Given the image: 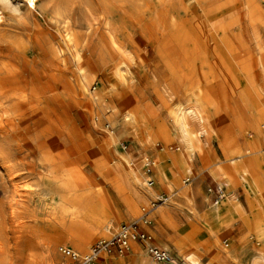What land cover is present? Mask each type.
Masks as SVG:
<instances>
[{
	"label": "rangeland",
	"instance_id": "rangeland-1",
	"mask_svg": "<svg viewBox=\"0 0 264 264\" xmlns=\"http://www.w3.org/2000/svg\"><path fill=\"white\" fill-rule=\"evenodd\" d=\"M263 67L264 0H0V264H67L60 246L79 242L83 250L76 251L88 252L159 198L155 208L164 205L146 227L153 244L159 238L210 264H247L264 246L238 221L224 235L221 228L215 252L207 213L218 200V179L209 169L227 162L220 130H237L239 116L260 118ZM182 96L201 97L214 127L208 141L199 134L203 148L192 152L185 170L169 156L157 160L162 146L170 155L180 146L171 112ZM158 122L172 139L148 147L145 139ZM244 129L238 142L254 134ZM254 155L264 162V149ZM147 159L153 193L146 183L126 180L125 161L148 177ZM234 192L247 209L242 190ZM124 199L137 208L130 219ZM140 244L132 241L113 264H162ZM133 252L149 263L131 262ZM107 257L102 253L92 264H107Z\"/></svg>",
	"mask_w": 264,
	"mask_h": 264
},
{
	"label": "bare ground",
	"instance_id": "bare-ground-1",
	"mask_svg": "<svg viewBox=\"0 0 264 264\" xmlns=\"http://www.w3.org/2000/svg\"><path fill=\"white\" fill-rule=\"evenodd\" d=\"M225 45H226L227 49H230L232 52H234L233 47H231V45L227 41L225 42ZM110 47L112 49H114L115 51H117V49H118V42L114 37H110ZM248 77H249V79H248L249 84L248 85L251 87L255 97L257 99L261 98V94L258 92V90L253 85L250 76H247V78ZM169 88L171 90L170 93L171 92L174 93L175 90L177 89L176 88L174 90L173 87H169ZM167 89L166 88L163 89V92L166 93V96H169L171 94L168 93ZM179 93H182V92H179ZM183 95H185V94H183ZM203 95H204V93H203ZM205 95H207V94H205ZM197 97L198 96L195 97L196 102L187 101L184 99L183 96H182V98H179L180 99L179 103L177 104V106L175 105L176 110L171 112V126H172V130H173V135H174V136H172V138L175 137V139L178 140V142L180 143V146L178 147L177 152L173 151V153H172V151H170L172 153L171 155L167 153L166 147L162 146L160 148L161 151L159 152V150H158L159 155H157V160L160 161V160L165 159L166 156H169V160H170L169 163L170 164H175L178 167L185 170L186 168H188L187 167L188 163H190L189 158H191L190 156H191L192 152H199L203 148V146H202L203 141L200 138V135L205 133L207 141L209 139H211V137L213 136L214 127L211 124V122L209 121V119L205 118V116H204L205 115L204 114V112H205L204 105L202 103L200 104L197 102V100L201 101V97H198V98ZM205 98H207V97H205ZM257 107H258V105H257ZM237 109H239V108H237ZM255 109H256L255 111H257V113L260 117V118H258V120H255L254 117L248 118L249 117L248 116L247 118H245L247 120V122L245 121L246 122L245 123L244 122L245 119L242 120V117L240 118V116H239L240 114H239L238 115L239 116L238 124H236V125H238L237 130L232 129L229 131V128H228V131H226V132L223 130H220L221 134H223V135L217 141L220 144L223 156L226 158L224 160H225V162L226 161L227 162L223 163L222 165L218 164L217 169L211 168L209 170L212 173V175L218 179V184L225 185V187H226L225 190L223 191V195L221 197H219L218 200H216L217 202L215 203V207H214V211L216 212V215L219 216L221 214L220 213L221 212V210H220L221 206L223 204L225 206L226 205L228 206L227 210H228V213L230 215V220L226 224L223 225V228L225 229V227H228L229 223L232 224L233 219H237L240 221L242 228H246L248 230H251L252 234L254 233L253 235H255L257 237V239L261 242L260 244H263V246H264V162L261 159V155H260V157H257L254 155L257 150H261V149L263 150L264 149V132H263L264 127H262V130H261V128L258 127L259 120H262L264 118V110L260 107H258V108L255 107ZM234 110H235V108H234ZM124 115H126V114H124ZM129 117H130V115H129ZM255 118H256V116H255ZM133 119L136 120V117L133 116L132 120L131 119L130 120L133 122ZM130 120H128V123L127 122L126 123L130 124L131 123V122L129 123ZM192 123L197 124V126L199 127V129H198L199 132H194L192 130V126H191ZM245 125L246 126L248 125L249 129H252L254 134L251 136V139L248 140V139L244 138V139H242L243 140L242 142H238L239 136L244 137L243 131L245 130L244 129ZM145 130L147 131V129H145ZM153 133H154L153 136L149 137L148 139L147 138L145 139L147 144H148V147L152 146V145L155 146L153 143H156L159 138L166 139V140L172 139L171 135L169 134L168 129L165 127V124L163 122H158L157 130L154 131ZM245 133H247V135H248V133H250V132L245 131ZM150 148H152V147H150ZM256 155H258V154H256ZM125 162H126V166L127 167L129 166V168H130V170H126L127 183L132 185V182H135V181L138 182L139 181V182H142V184H144L146 181L144 182L143 180L147 176L142 177V175L139 174L135 170V168L132 166V164H130L129 160H126ZM121 172H122V170H120V173ZM128 175H130V179L132 178V181L128 180L129 179ZM155 175H156L158 182L163 183L164 178H165V176H164L165 174L162 171L157 170ZM174 180L177 181V177L175 175H174ZM137 182H136V184H139ZM118 186L116 185L115 187L118 188ZM130 188H133V187H130ZM239 188L242 190V194L244 196L243 198L245 200L244 204H246L247 209L245 208L243 203H241L240 200H238L239 199L238 195H236L234 192L235 189H239ZM145 189L147 190V193H153L152 186H150L149 188H145ZM132 190L134 193L133 194L134 197H135V195H138L137 194L138 191L136 192V190L134 188ZM133 201H132V199H126L125 200V202H126L125 213L127 214L129 219L137 211L136 205L134 204ZM184 201H186V200H184ZM163 203L164 202L160 203V205L158 204L159 206L152 211L153 217L155 216L156 212H159V210L162 208V205H164ZM187 208H188V206H187ZM159 219H161V218H159ZM190 225L194 227L193 222H191ZM146 226H148V225H146ZM155 227H153V228H155ZM198 229L199 228L196 229V232L198 231ZM219 232H220V230L219 231L212 230V232H211V235L214 236L213 238H215L214 240L216 241L215 242V245H216L215 252L218 249L217 245H218L219 239H216V238H218L216 235ZM245 235L247 236V234H245ZM157 241H159V243L161 244V247L163 249L167 248L170 251H172L173 254L175 253L176 255H178L181 262L184 264H210V260L206 261V262L199 261V259L194 256V253L188 252V253L179 254L178 253L179 251L176 248H173L171 245L167 244L166 242L161 241L159 238H157ZM191 244H192V242H191ZM72 246L75 250H78V251L83 250V247L79 242H73ZM202 250H203V248H202ZM206 251L211 253V251H209L208 249ZM170 254H172V253H170ZM239 255H240V253H239ZM212 257H214L213 254H212ZM215 262H217V261H215ZM247 264H264V247L262 250L260 249V247L255 248V251L253 252V255L251 256L250 260H248Z\"/></svg>",
	"mask_w": 264,
	"mask_h": 264
},
{
	"label": "built area",
	"instance_id": "built-area-1",
	"mask_svg": "<svg viewBox=\"0 0 264 264\" xmlns=\"http://www.w3.org/2000/svg\"><path fill=\"white\" fill-rule=\"evenodd\" d=\"M152 164L148 159L144 162L145 172L148 175L145 182L146 186H152L154 183L151 174ZM225 188V185L218 183L215 185L217 199L223 195ZM159 201H162V199L152 200L148 206H142L140 215L134 221L119 224L108 239L97 240L91 245L88 252L79 253L73 248L64 245L59 247V252L67 257V264H92L101 257L102 253L108 257L126 253L130 248L131 242L135 241L141 243L148 255L155 261L162 264L173 263L172 255L167 250L153 244L151 236L146 229V225L150 222L149 216Z\"/></svg>",
	"mask_w": 264,
	"mask_h": 264
},
{
	"label": "crops",
	"instance_id": "crops-1",
	"mask_svg": "<svg viewBox=\"0 0 264 264\" xmlns=\"http://www.w3.org/2000/svg\"><path fill=\"white\" fill-rule=\"evenodd\" d=\"M211 173V172H210ZM212 174V173H211ZM213 176V175H212ZM216 203V202H215ZM215 203H213V206L211 207V211H209L207 214H208V217L211 219V227L213 226V228H212V230H217V231H219V230H221V228L223 227V225L224 224H226L228 221H226V219L223 217L224 215H226V217H230V215H229V213H228V210H227V208H228V206L226 205H222L221 206V208H223V210H221V214L219 215V216H217L216 215V212L214 211V207H215ZM210 206V205H209ZM206 207V206H205ZM209 208V207H208ZM207 209H205L204 211H206ZM204 211H203V213H204ZM234 221H238L239 222V226H240V221L239 220H237V219H233L232 220V224H233V222ZM231 223H229V226L228 227H225V229H224V231H221V233H222V235H224L225 234V231H226V229H228L229 230V228H230V225H232ZM146 227H148V226H146ZM149 230H152V228L149 226V228H148ZM203 229V228H202ZM200 234H201V232H202V230H199L198 231ZM220 233V232H219ZM219 233H217V237L218 238H216V239H219L220 240V236H221V233L219 234ZM212 236V235H211ZM214 239L215 238H213V241H214ZM213 243V242H212ZM211 243V244H212ZM154 244L155 245H157V246H159V247H161V244L159 243V241H157V240H154ZM141 245V244H140ZM218 247L217 248H219V244L217 245ZM143 247V246H142ZM173 248H176L178 251V253L179 254H181L182 252H181V250H180V246H172ZM162 248V247H161ZM218 250V249H217ZM227 252H230V251H227ZM172 255V257H173V263L172 264H184V263H182L181 262V260H180V258H179V256L178 255H173V254H171ZM117 256H112V257H108L107 258V263L108 264H113V258H116ZM129 259H130V261L131 262H137V261H143L144 263H149L148 261H147V258H146V256L145 255H143L141 252H133V253H131L130 254V256H129ZM150 264H154V262H152V261H150Z\"/></svg>",
	"mask_w": 264,
	"mask_h": 264
}]
</instances>
